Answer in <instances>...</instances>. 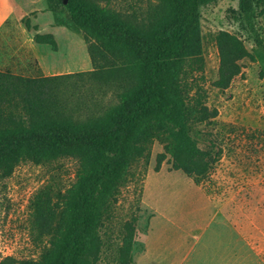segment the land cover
Returning <instances> with one entry per match:
<instances>
[{
	"label": "trees",
	"instance_id": "16d2710c",
	"mask_svg": "<svg viewBox=\"0 0 264 264\" xmlns=\"http://www.w3.org/2000/svg\"><path fill=\"white\" fill-rule=\"evenodd\" d=\"M55 23L83 32L92 69L59 75L24 76L0 69V177L21 162L41 164L63 157L77 161L74 182L32 201V227L46 238L35 259L0 258V264H97L99 229L116 201L129 167L153 141L163 144L172 168L195 183L217 160L190 132L214 116L204 92L190 79L202 69L199 8L218 0H155L144 14L123 13L99 0H47ZM257 0H237V13L256 46L264 40L253 24ZM22 22L36 30L27 17ZM56 50L50 33L34 32ZM219 65L213 82L229 86L239 61L254 59L242 39L225 30L216 36ZM110 93L113 101L101 104ZM133 221L124 224L117 264H133Z\"/></svg>",
	"mask_w": 264,
	"mask_h": 264
},
{
	"label": "rangeland",
	"instance_id": "374dc122",
	"mask_svg": "<svg viewBox=\"0 0 264 264\" xmlns=\"http://www.w3.org/2000/svg\"><path fill=\"white\" fill-rule=\"evenodd\" d=\"M31 26L50 33L55 42L44 65H60L61 74L92 69L83 32L55 23L47 0H22ZM155 0H99L114 10L144 14ZM237 0H218L199 8L203 64L191 81L204 92L214 116L192 126L190 134L201 148L216 155L210 174L195 183L172 168L168 155L157 166L163 144L153 141L146 154L129 167L99 234L103 241L97 264H117L116 249L124 224L133 221V264H264V52L237 13ZM253 24L264 40V0H257ZM42 28L44 31H40ZM220 30L242 39L254 59L239 61L241 71L229 86L213 82L219 65L215 36ZM36 30H28L33 38ZM11 41L13 58L0 67L24 76L42 75L26 51L18 31ZM3 41L2 39L0 40ZM54 53V54H53ZM55 55V56H53ZM107 93L101 104L113 101ZM77 161L63 157L35 164L19 163L8 177H0V258L35 259L46 246L32 227V201L42 190L52 195L75 180Z\"/></svg>",
	"mask_w": 264,
	"mask_h": 264
},
{
	"label": "crops",
	"instance_id": "0c3cea01",
	"mask_svg": "<svg viewBox=\"0 0 264 264\" xmlns=\"http://www.w3.org/2000/svg\"><path fill=\"white\" fill-rule=\"evenodd\" d=\"M23 3L27 4V2H23L22 0H0V40H3L2 42L0 41V56L4 61H9L13 58L14 55L11 53V41L16 38L15 32L18 31L26 38L22 42L26 51H22L19 55L26 57L28 54L35 58L40 66L43 76L61 74L60 65L53 68L44 65L45 61L50 59L52 52H54L50 49L49 44L38 43L34 40V38L31 37L29 39L26 37L28 35V29L21 20L27 14L26 7H24ZM39 30L44 31L42 28ZM33 35L34 34H31V36ZM4 68L11 69V66L9 63L8 65L4 64L2 69Z\"/></svg>",
	"mask_w": 264,
	"mask_h": 264
}]
</instances>
